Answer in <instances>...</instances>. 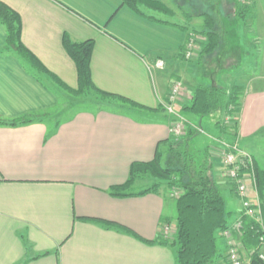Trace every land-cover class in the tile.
Returning <instances> with one entry per match:
<instances>
[{
    "label": "crops",
    "instance_id": "crops-1",
    "mask_svg": "<svg viewBox=\"0 0 264 264\" xmlns=\"http://www.w3.org/2000/svg\"><path fill=\"white\" fill-rule=\"evenodd\" d=\"M152 1L163 3L171 19L143 11L149 20L121 0H0L19 15L23 46L68 89L77 90L78 81L62 46L64 34L75 43L93 41L91 80L100 91L155 110L169 94L166 81H179L181 109L199 85L202 66L187 63L182 53L190 31L197 33L202 21L195 20L198 28L191 29L192 21L181 12L182 5L194 8L192 0ZM197 36L198 50L204 40ZM5 38L0 25V52ZM157 61L164 72L151 71ZM261 65L264 69V59ZM228 83L241 89L235 138L247 150L264 133V70ZM52 85L33 77L14 54L0 53V121L32 120L0 125V264H175L173 251L155 242L166 221L175 229L169 195L137 196L135 183L129 191L134 196L108 193L126 183L133 163L151 162L163 149L171 118L136 119L97 108L62 118L58 92L70 94ZM213 162L232 222L240 201L221 177L215 153ZM166 206L173 207L174 218L164 216ZM220 243L225 244L222 237ZM240 250L249 260L248 251Z\"/></svg>",
    "mask_w": 264,
    "mask_h": 264
},
{
    "label": "trees",
    "instance_id": "trees-1",
    "mask_svg": "<svg viewBox=\"0 0 264 264\" xmlns=\"http://www.w3.org/2000/svg\"><path fill=\"white\" fill-rule=\"evenodd\" d=\"M136 14L153 20L144 14L143 8L169 14L167 7L152 0H121ZM235 8V17L247 15L250 11L247 4L240 0H231ZM203 18L202 28L197 31L204 40L198 55L197 64H202L205 57L215 53L220 45L221 37L215 30V20L208 13L199 15ZM190 18V17H186ZM191 19V18H190ZM0 25L5 30V46L0 53H12L19 58L31 71V75L45 85L51 81L54 86L65 89L78 99H92L97 103L98 110L126 115L132 118H149L159 115L167 118L163 104L155 110L141 107L125 98L109 94L97 89L91 80L90 62L94 43L88 40L75 43L64 34L62 46L66 54L73 61L76 72L78 88L68 89L57 77L47 71L38 59L30 53L21 42V20L19 15L5 4L0 2ZM183 58V57H182ZM190 61V60H189ZM239 87L233 86L229 90L214 82L210 85H197L192 91L189 104L181 107L179 113L194 117L199 123L187 122L185 133L181 138L170 136L163 149H157L154 159L148 163H133L129 168V176L124 185L112 187L108 193L112 197L124 198L134 196L129 193L134 183L142 177L155 180L147 189L137 196L146 194H159L163 190L164 197L167 192L178 189L179 196L172 199L175 205V233L172 240L158 237L155 242L168 246L174 254L175 264H220L226 259V246L221 244V233L233 219L234 213L228 211L224 191L215 177L213 162L214 145L208 143L201 149L193 138L202 130V119L214 117L221 113L232 118L231 124L224 126L222 122L214 121L213 129L216 137L235 138L236 121L240 108ZM105 110V111H106ZM166 117H165V115ZM186 119V118H185ZM187 120V119H186ZM32 122L23 117L12 121H0V125L18 126ZM171 122V121H170ZM232 138V139H233ZM231 140V139H229ZM253 159V171L256 189L262 204L264 217V169L258 167ZM171 199V198H170ZM244 230L241 243L246 251H252L249 256L250 264H264L258 259L257 235L249 230V221L243 220ZM169 221H166L165 224ZM164 224V225H165ZM122 229V228H121ZM124 230V229H122ZM129 233L128 230H124Z\"/></svg>",
    "mask_w": 264,
    "mask_h": 264
},
{
    "label": "rangeland",
    "instance_id": "rangeland-1",
    "mask_svg": "<svg viewBox=\"0 0 264 264\" xmlns=\"http://www.w3.org/2000/svg\"><path fill=\"white\" fill-rule=\"evenodd\" d=\"M240 1L244 4H247L250 11L247 13V15H242L238 18L235 17V8L231 0H192V5L194 6V8L192 7L193 10L189 5H182L184 7H182L181 12L185 14V17L189 16L191 18L189 21H192L191 23H193L191 29L198 28V24H196L197 22H195V20L202 21L203 25V18L199 17V15L208 13L215 20V30L221 37V42L217 51L209 57H205L202 61L201 68H198L197 70V76L198 79H200V85H210L212 82H214L217 85L229 90L231 88V84L228 83L229 81L237 79L241 80V78L248 76L249 74L260 75L262 70H264L261 67V63L264 59V52L260 51V49H264V0H254L255 3L252 0ZM143 11L147 14H153L155 17L171 19V17L165 16L169 14L159 11L147 8H143ZM180 18H182V15L180 16L179 14L175 17V19L178 21H181ZM189 21L187 23H189ZM197 30L199 31V29ZM200 50L201 45L198 50L195 51L193 58L190 61H187V63H195V61L198 59ZM195 64L194 66H196ZM150 69L151 71L158 70L154 68V65H152ZM159 72H164V69L160 70ZM45 84L51 87L50 81H46ZM172 84V81H166L167 91L171 88ZM58 93V96H60L61 100L58 106V111L59 113L63 114L62 118L69 117L77 110L97 107V103L92 99H78L70 95L63 94L60 91ZM184 116L188 118L187 115ZM213 116L214 117L209 119L203 118L201 120L203 132L197 134L193 138L197 144H200L199 148L201 149L208 143L209 140H211L210 134H216L211 129V127H213L214 121L217 120L222 122L225 118V116L221 113L219 115L218 113H215ZM198 123L199 120L196 121V124ZM209 144L213 145L212 140ZM243 149L251 154L260 168H264V133L260 134L255 140L251 141L250 147L247 150L245 148ZM154 182L155 180L153 178H139L135 182L136 186L132 189V192L143 191ZM160 191L163 192V190ZM168 194L169 192H167V195ZM168 209L169 206H166L164 216L174 218L175 211L173 207L170 208L171 211ZM173 236V233L171 234L170 232V239L168 240H172ZM233 239L234 245L239 249L241 257L245 259L244 257L246 256H244L240 250L241 248L243 249L241 238L233 236ZM224 245L226 246V243ZM250 252L251 251H249L247 254H250Z\"/></svg>",
    "mask_w": 264,
    "mask_h": 264
},
{
    "label": "built area",
    "instance_id": "built-area-1",
    "mask_svg": "<svg viewBox=\"0 0 264 264\" xmlns=\"http://www.w3.org/2000/svg\"><path fill=\"white\" fill-rule=\"evenodd\" d=\"M198 36L195 33H189L183 49V59L189 61L193 58L197 50ZM154 68L161 70L163 62L157 61ZM182 91V85L179 81H174L171 85L166 103L163 109L167 116L171 118L170 134L178 139L185 133L187 120L179 113V98ZM232 118L225 116L222 121L224 126L231 124ZM199 132H203L199 130ZM213 142V151L221 159V177L230 182L234 187V192L240 201V210L238 216L229 226L222 231L221 237L224 239L226 249L227 264H250L249 260L241 257L239 249L234 245L235 237H240L244 230V219L249 221V230L257 235L258 249L257 256L264 263V217L262 204L256 189L255 176L253 171L252 156L245 151L239 144L237 138L231 140L224 137H211ZM180 194L178 189L169 191V197L176 199ZM175 233L174 227L165 224L161 230V236L164 239H170L169 234ZM253 251V250H252ZM251 251V252H252ZM250 252V256L251 253Z\"/></svg>",
    "mask_w": 264,
    "mask_h": 264
}]
</instances>
